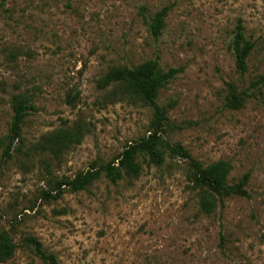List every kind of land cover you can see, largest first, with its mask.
<instances>
[{
	"label": "rangeland",
	"instance_id": "obj_1",
	"mask_svg": "<svg viewBox=\"0 0 264 264\" xmlns=\"http://www.w3.org/2000/svg\"><path fill=\"white\" fill-rule=\"evenodd\" d=\"M168 6L159 35L156 13ZM254 42L238 69V23ZM158 58L179 68L158 102L161 134L204 163L231 162L229 181L246 174L248 195L211 213L188 178L189 163L142 161L137 177L101 175L87 189L55 193L56 181L118 156L150 133L153 108L120 97L98 80L114 66ZM264 0H0V231L18 243L0 264H45L25 237L36 236L60 264H264ZM249 96L228 106L232 86ZM33 104L9 157L12 98ZM58 128H81L61 154L38 144Z\"/></svg>",
	"mask_w": 264,
	"mask_h": 264
},
{
	"label": "trees",
	"instance_id": "obj_2",
	"mask_svg": "<svg viewBox=\"0 0 264 264\" xmlns=\"http://www.w3.org/2000/svg\"><path fill=\"white\" fill-rule=\"evenodd\" d=\"M169 7L165 6L159 10L152 21V31L159 35L165 25V17ZM242 23H238L235 31L234 50L237 67L245 72L254 42L248 39L243 32ZM179 71V68L171 67L163 70L158 58L148 59L136 66H114L107 74L98 80L101 88L114 86L120 97L141 99L154 110V117L150 126V133L133 142H128L124 150L115 158L106 163L99 164L94 161L89 168L77 172L73 177H62L56 181L55 193L50 191L48 195L60 197L65 189L78 191L87 189L101 175L109 180L117 182L125 175L137 177L142 171V161L147 160L149 164L162 165L167 155L171 157L181 156L189 163L188 178L195 189H198L199 203L201 209L206 213L214 212L219 204H223L225 198L231 195H248L246 185L249 174H246L237 182L229 181L232 164L226 159H220L211 163H204L194 157L190 150L181 142H172L161 131L166 122L169 121L167 108L158 102V95L163 86L169 82ZM264 83V74H261L254 82ZM230 84V83H229ZM231 94L228 96L227 104L238 108L245 104L249 93L239 92L235 86L230 84ZM15 111L14 119L9 132L5 136V147L3 156L9 157L18 141L23 140L22 129L28 110L33 106L30 97L24 93L15 94L12 98ZM81 128H58L46 134L38 144L42 151H50L61 154L75 141L82 137ZM25 243L33 246L35 252L45 264H60L56 254L47 251L41 240L36 236L25 237ZM18 247V243L3 229L0 231V261L11 258Z\"/></svg>",
	"mask_w": 264,
	"mask_h": 264
}]
</instances>
